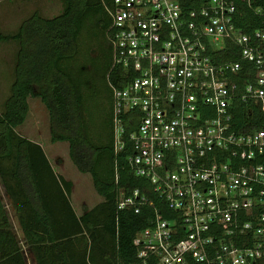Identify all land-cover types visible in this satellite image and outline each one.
<instances>
[{
	"label": "built area",
	"instance_id": "2783aa9c",
	"mask_svg": "<svg viewBox=\"0 0 264 264\" xmlns=\"http://www.w3.org/2000/svg\"><path fill=\"white\" fill-rule=\"evenodd\" d=\"M241 1L264 16V6ZM101 5L108 71L118 68L121 82L106 73L113 151L127 150V168L145 182L119 189L116 208L153 210L132 236L133 264L264 258V130L237 132L230 121L235 101L264 110V28L235 26L233 0Z\"/></svg>",
	"mask_w": 264,
	"mask_h": 264
},
{
	"label": "trees",
	"instance_id": "16d2710c",
	"mask_svg": "<svg viewBox=\"0 0 264 264\" xmlns=\"http://www.w3.org/2000/svg\"><path fill=\"white\" fill-rule=\"evenodd\" d=\"M61 3L53 16L34 11L14 33H0V41L18 43L13 79L0 108V186L32 264H133L132 236L148 224L153 210L145 205L138 211L116 208L119 189L127 193L145 182L127 168V150L113 151L106 73L113 83L121 82L118 68L108 71L109 18L101 0ZM233 3L235 26L245 32L264 28L263 15H255L244 1ZM252 4L264 6V0ZM28 96H37L47 109L49 140L66 141L71 162L89 173L102 197L79 215L69 202L71 181L54 173L38 143L14 129L25 118ZM230 121L237 132L264 130V110L235 101ZM131 128L125 125L126 131ZM258 160L264 164V148ZM148 195L158 206V199ZM0 264H27L1 197ZM251 264H264V258Z\"/></svg>",
	"mask_w": 264,
	"mask_h": 264
},
{
	"label": "rangeland",
	"instance_id": "374dc122",
	"mask_svg": "<svg viewBox=\"0 0 264 264\" xmlns=\"http://www.w3.org/2000/svg\"><path fill=\"white\" fill-rule=\"evenodd\" d=\"M61 0H0V33H14L20 22L36 11L44 17H50L61 10ZM18 43L15 39L0 41V108L3 100L9 92V84L13 79V66ZM101 103L103 104V98ZM27 112L23 121L17 124L16 132L26 137H36L43 143H49V119L44 104L37 96L27 97ZM59 146L67 145L66 141L59 140ZM49 145V144H48ZM64 160L63 174L72 183L69 201L76 215L90 208L100 201L102 197L95 192L89 173L77 170L67 156ZM0 197L6 204V210L10 220L11 228L19 239L27 264H32L31 255L26 251L20 229L12 214L11 207L7 204L6 196L0 186Z\"/></svg>",
	"mask_w": 264,
	"mask_h": 264
},
{
	"label": "crops",
	"instance_id": "0c3cea01",
	"mask_svg": "<svg viewBox=\"0 0 264 264\" xmlns=\"http://www.w3.org/2000/svg\"><path fill=\"white\" fill-rule=\"evenodd\" d=\"M17 133H19V132H17ZM19 134L22 135L21 133H19ZM24 137H26V136H24ZM26 138H28V139H30V140H32V141H34L40 145V147H41L42 151L44 152V154H45L52 170L54 171V173L60 174L63 178H65V176L63 174V171H64L63 170V167H64L63 164H64V160L66 158L65 153L67 152V145L59 146L60 143H57L59 140L49 141V143L45 144L40 139H38L36 137H26ZM71 206H72V204H71Z\"/></svg>",
	"mask_w": 264,
	"mask_h": 264
}]
</instances>
